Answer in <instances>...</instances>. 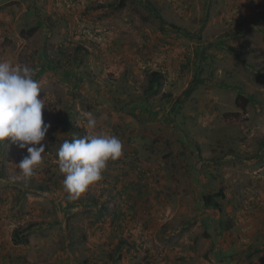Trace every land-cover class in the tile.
Masks as SVG:
<instances>
[{
	"label": "rangeland",
	"instance_id": "rangeland-1",
	"mask_svg": "<svg viewBox=\"0 0 264 264\" xmlns=\"http://www.w3.org/2000/svg\"><path fill=\"white\" fill-rule=\"evenodd\" d=\"M5 59L50 127L27 180L0 144V264H264V0H0ZM85 113L122 155L70 200Z\"/></svg>",
	"mask_w": 264,
	"mask_h": 264
},
{
	"label": "clouds",
	"instance_id": "clouds-1",
	"mask_svg": "<svg viewBox=\"0 0 264 264\" xmlns=\"http://www.w3.org/2000/svg\"><path fill=\"white\" fill-rule=\"evenodd\" d=\"M38 68L17 66L0 60V144L10 140L27 154L17 165L25 180L43 162L46 145L42 143L50 125L43 119L45 99L38 98L41 86L34 79ZM84 136L65 140L57 152L63 187L70 200H77L89 187L102 179L109 161L122 155V141L115 135L96 131L97 121L85 113Z\"/></svg>",
	"mask_w": 264,
	"mask_h": 264
},
{
	"label": "trees",
	"instance_id": "trees-1",
	"mask_svg": "<svg viewBox=\"0 0 264 264\" xmlns=\"http://www.w3.org/2000/svg\"><path fill=\"white\" fill-rule=\"evenodd\" d=\"M125 2L124 1H120V6H124ZM151 11L154 12L155 16L161 21V23L165 24V26H170L171 28H175L176 31L178 32H182V33H185L186 34V30L183 29L182 27L174 24V23H169L167 22L160 14L159 12L157 11V8L155 7H152L151 6ZM159 74L157 72H153V75H152V78H151V87L149 89V91L153 92L156 90V86L159 85ZM262 148L264 149V146H262ZM213 199V196L212 195H205L204 196V200H206V204L209 206L211 205L212 207H215V208H220V205L219 203H217L216 201L213 202L212 201ZM16 236V235H15ZM19 236V235H18ZM14 242L16 244H22L26 241H22L21 239H19L17 236L14 237Z\"/></svg>",
	"mask_w": 264,
	"mask_h": 264
}]
</instances>
